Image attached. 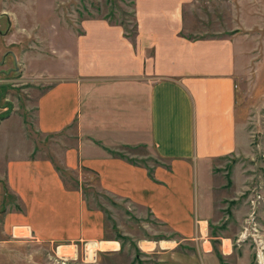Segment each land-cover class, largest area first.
<instances>
[{
  "label": "crops",
  "instance_id": "1",
  "mask_svg": "<svg viewBox=\"0 0 264 264\" xmlns=\"http://www.w3.org/2000/svg\"><path fill=\"white\" fill-rule=\"evenodd\" d=\"M196 1L136 0L134 42L122 25L84 19L56 66L40 68L53 82L38 97L34 134L65 131L73 141L62 167L39 155L22 116L0 118L3 241L100 242L105 214L63 175L81 169L106 195L145 209L181 241H198L197 228L202 233L216 212L215 195L226 189L221 162L239 154L246 136L237 94L244 54L236 34H185ZM7 52L0 46V67ZM131 148L158 160L132 161L122 152ZM18 228L27 231L17 235Z\"/></svg>",
  "mask_w": 264,
  "mask_h": 264
},
{
  "label": "rangeland",
  "instance_id": "2",
  "mask_svg": "<svg viewBox=\"0 0 264 264\" xmlns=\"http://www.w3.org/2000/svg\"><path fill=\"white\" fill-rule=\"evenodd\" d=\"M135 4L136 0H0V28L5 30L0 46L8 49L0 67V115L24 118L39 155L64 167L63 152L73 141L65 131L46 138L34 134L38 97L53 82L42 78L40 68L56 66L69 33L81 31L84 19L104 18L124 30L134 29ZM187 13L188 37L233 33L244 54L237 94L246 141L239 154L221 162L226 189L215 195L216 212L203 223L202 233L197 228L198 241H181L176 230L145 209L106 195L87 169L64 170L69 183L81 184L88 205L105 214V237L75 243L14 236L3 241L0 216V264H264V0H197ZM122 152L146 165L157 159L146 156L145 148ZM2 185L5 181L0 180V191ZM7 200L8 195L5 204ZM25 230L18 228L16 233ZM71 244L77 245L78 256L64 263L57 252L72 256L76 246ZM92 250L93 260L92 254L86 255Z\"/></svg>",
  "mask_w": 264,
  "mask_h": 264
},
{
  "label": "built area",
  "instance_id": "3",
  "mask_svg": "<svg viewBox=\"0 0 264 264\" xmlns=\"http://www.w3.org/2000/svg\"><path fill=\"white\" fill-rule=\"evenodd\" d=\"M93 241H96V240H93ZM98 242V241H97ZM92 245V241H89L88 242V246H91ZM59 246H61V245H58L57 246V251H58V247ZM71 246H76V248H74L75 250L73 251V255L71 256V255H65V254H60L59 253V251L57 252L58 253V257L60 258V259H62L63 261H64V263L66 262V260H68V259H74V258H77V256H78V248H77V245L76 244H71ZM90 254H92V260H93V257H95L96 258V251H91V253H88L87 251H86V255L87 256H90ZM94 254V255H93Z\"/></svg>",
  "mask_w": 264,
  "mask_h": 264
},
{
  "label": "trees",
  "instance_id": "4",
  "mask_svg": "<svg viewBox=\"0 0 264 264\" xmlns=\"http://www.w3.org/2000/svg\"><path fill=\"white\" fill-rule=\"evenodd\" d=\"M136 34H137V31H136V23H135L134 29H132V30H128V29L125 28V36L128 37V38H130L133 42L135 40ZM5 116H2L1 115L0 118L5 117Z\"/></svg>",
  "mask_w": 264,
  "mask_h": 264
},
{
  "label": "bare ground",
  "instance_id": "5",
  "mask_svg": "<svg viewBox=\"0 0 264 264\" xmlns=\"http://www.w3.org/2000/svg\"><path fill=\"white\" fill-rule=\"evenodd\" d=\"M101 244H103V243H101ZM93 245H95V244H93ZM96 245H98L97 243H96ZM61 251V250H60Z\"/></svg>",
  "mask_w": 264,
  "mask_h": 264
}]
</instances>
